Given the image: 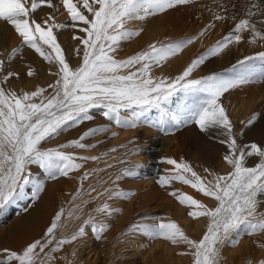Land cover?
<instances>
[{
  "label": "snow or ice",
  "instance_id": "obj_1",
  "mask_svg": "<svg viewBox=\"0 0 264 264\" xmlns=\"http://www.w3.org/2000/svg\"><path fill=\"white\" fill-rule=\"evenodd\" d=\"M186 2L187 0H77L73 3V0H61L71 21L70 26L86 34L73 36V39L82 45V48L78 46L75 49L77 55L82 52L81 63L73 69L65 59L55 34L57 30L69 27V24L56 23L52 15L42 23L31 17L41 5L55 9L56 5L52 0H31L30 7L21 0H0V19L14 28L21 38L20 44L34 49L44 61L54 64L57 68L54 73L56 80L47 86V89L52 90L50 96H45L47 89L39 86L33 91L19 94L14 90L6 91L0 86V209L15 200L24 199L29 195L28 188H31L32 199H36L44 191V181L34 176L31 166H38L46 178L56 180L59 177H67L74 169L81 168L82 165L77 163V160L99 158L77 156L62 149L94 147L95 145L83 141L106 131L105 126L90 127L76 139L55 147H41L42 142L85 121L93 120V109L100 110L106 120L114 121L118 126L136 127L150 109H159L163 121V117L168 116L164 105L171 101L173 96L179 93H201L205 95V99L198 107L188 110L183 116L172 114L171 121L177 125L181 122H192L205 133L211 129H219L225 137L220 143L227 145L223 159L231 166V171L218 175L205 169L206 173L213 176V180H207L195 172L188 162L164 158L173 168L166 169V174L160 176L157 183L163 187L178 181L191 186L205 197L213 198L217 202L215 207H207L179 190L174 189L169 193L182 205L194 209L188 212L189 216L207 217V230L199 241L190 239L172 220L152 225L137 223L132 225L130 230L152 238H161L173 245H187L191 251L181 254H190L193 257L192 264H220L222 258L217 245H224L225 242L234 245L237 242L233 239L234 236L264 232V213L257 211L261 203L258 197L264 194V146L255 142L239 144L227 110L220 102L222 95L230 89L247 83L252 73L234 76L212 73L198 79L191 78L194 69L219 54L229 44L241 41L242 33L251 34L250 42L264 40V27L258 28L253 20L256 15L264 17V6L250 4L247 18L239 19L227 34L194 58L173 79L154 78L151 74L153 67L178 53L195 37L168 43H153L148 45L147 49L125 59H116L114 56L121 41L138 35L137 31L126 28L128 22L163 13ZM213 19L224 20L226 17L214 14ZM260 23L264 26V20ZM202 34L203 32L200 33ZM19 51V46L13 48L6 59L11 61ZM258 56L264 59V53H259ZM251 59L253 57H245L237 61V65L242 66ZM4 65L5 60H0V69H3ZM137 65L139 67H136ZM237 65H233V71ZM130 68H135V71L121 74ZM33 74V70L29 68L27 75ZM14 76H18V73L8 72L3 76L0 85ZM37 98L39 102H34ZM124 112L130 116L125 117ZM256 119V114H253L247 120L246 126L253 125ZM250 157H258V162L251 167L246 164L247 158ZM92 171L99 170H85L79 177L81 185ZM122 174L131 173L125 169ZM119 179L121 175H117L116 180ZM81 191L82 187L77 188L73 200ZM108 191L109 189L104 190ZM131 194L115 189L111 191L109 199ZM94 211L112 215L119 210L111 208L105 202ZM63 212L64 209H60L55 213L40 239L28 243L22 250L3 249L4 258H0V264H53L55 257L52 254L64 245L85 236L86 228L90 227L97 239L107 228L104 223L97 224L95 218L89 214L70 236L57 239L56 231L62 227ZM68 264H71V261ZM259 264H264V260Z\"/></svg>",
  "mask_w": 264,
  "mask_h": 264
},
{
  "label": "bare ground",
  "instance_id": "obj_2",
  "mask_svg": "<svg viewBox=\"0 0 264 264\" xmlns=\"http://www.w3.org/2000/svg\"><path fill=\"white\" fill-rule=\"evenodd\" d=\"M21 2L27 4L29 0H21ZM52 2L56 5L55 9H51L46 5L41 6L40 9L31 14V17L38 23H42L49 15H52L56 23L69 24V27L57 30L55 34L58 43L63 49L65 59L70 67L75 69L81 63L82 52L76 57L75 44L79 43V41L74 40L73 36H84L86 34L80 32L78 28L74 29L70 26L71 21L68 19L67 11L64 9L61 0H52ZM76 2L77 0H73V3ZM84 11L87 14L86 10ZM156 21V18L150 16L144 19H134L126 24V28L136 29L137 31L147 30L148 34H150L149 39L152 40L154 39L153 35L155 32H161L164 28H166V31L172 32L177 27V22L168 23V21H165L157 26L155 31H151L152 25L150 24ZM20 41L21 38L15 32L14 28L7 24V22L0 20V60H5L3 69H0V81H3V76L10 71L18 73V76L10 77L0 86H3L6 91L14 90L18 94L24 91H33L37 86L47 89V86L54 83L57 78L54 75L57 71L56 66L44 61L34 49L22 46ZM12 44L15 45L12 46ZM133 45L134 44L131 42L121 41L114 53L115 58L125 59L133 55ZM18 46L20 47V51L11 61H8L6 59L8 54L13 48ZM44 47L47 49L46 45ZM47 50L50 51V49ZM238 56V53L234 54L233 59H231L228 64L234 61V58ZM24 66L31 68L34 74L28 76ZM136 67H139V65ZM223 67L222 65L216 69H223ZM127 71H135V68L124 70L121 74H127ZM192 78L196 79L195 77ZM51 94V89H47L44 93L45 96H50ZM261 99L262 97L259 95L258 100ZM34 102H39L38 98L35 99ZM169 107L165 109L168 116L163 117V121L161 117L156 128H147L140 125L136 127L120 128L114 125V121L106 120L101 115L100 110L93 109V120L85 121L78 126H74L62 132L60 137L56 138V141L51 143L42 142L41 147L46 149L76 139L83 131L90 127L105 126L107 129L83 141L86 144L95 145L91 149H78L75 147L62 149L65 152H71L77 156L99 157L96 160H77L76 162L80 163L82 167L74 169L67 177H59L58 180L54 181L46 178L43 170L38 166H31V171L34 176L44 181V191H42L36 199H32L30 195L31 188H28V196L24 199L15 200L7 204L6 207L0 209V258H4L3 249L22 250L28 243L40 239L55 213L60 209H64L61 218L62 227L56 231L57 239L70 236L79 225L87 219L89 214L95 218L97 224L104 223L107 225V228L101 233L99 239L93 235L90 227L86 228L85 236L64 245L52 254L55 257L53 264H68L69 261H71V264H133L134 260H126L128 253H124L123 251L126 246L133 247V242H136L134 240L138 238L133 235L134 231L130 230L131 227L129 223L123 227V229L120 228L119 233H112L110 227L113 225L112 218L115 216V212H113L112 215H106L103 213H96L94 209L101 205V200H103L104 203L107 202L111 208L118 209V204L123 197H112L109 199L111 191L120 189L124 192H128V189H131L135 192H141L143 190L141 186H148L151 189L147 194L144 192L143 197L135 198L136 204H142L141 206H144L152 201L154 202V206L151 208V212L149 209L138 210L139 208L135 209V203L132 202L131 212L136 211V217L132 220V225L137 223L142 224L143 222L147 224L149 221L153 220L159 221L160 223L166 220L165 218H170V220L175 221L181 226L185 234L191 239V228L188 226L186 219L187 215H184V212H189L194 209L182 205L169 193L175 189L192 196L201 203H203V199L201 193L181 182L173 181L170 186L163 187L157 183L158 178L166 174V169L173 168L172 165L165 162L164 158H172L178 162L184 160L188 162L193 170L202 178H205V169L214 167L220 159H222V162L226 163L223 157L227 150H222L218 144L213 143H211L212 147H210L209 144H204L207 150H203V147L200 148L196 146L194 142H191L192 144L189 142V144L175 142V136L173 133H170L171 128L168 131L167 122L168 120L170 122V113H172L176 107ZM177 109L178 108H176V110ZM123 115L129 117L127 113H123ZM232 125L234 133L237 134L238 129L236 127V122H232ZM181 127H184L183 134L186 136L188 130H190V124L185 125L183 122ZM115 132H118L117 134L120 137H114L113 133ZM217 135H221L219 129ZM238 140L237 136V142ZM121 145H123V147H121ZM193 148L197 149V151H192ZM112 149H115V151H112ZM196 154H200L201 156L205 154V161L200 165L197 163L198 158H193V155ZM257 162L258 157H250L246 160L247 166L250 167L254 166ZM93 169H98L99 171H92L88 179L83 181L81 185L79 177L85 170ZM125 169L128 170L131 175H123L122 170ZM117 175H121V179L116 180ZM132 176L136 178V182L129 181V178ZM113 181H115V183H113ZM107 184H109L107 187V189H109L108 194L97 195V189ZM81 187L82 191L80 195L73 200V194L76 192L77 188ZM93 188L95 191H92ZM93 197H95V199H93ZM145 197L147 199L143 201ZM206 200L207 198L204 197V201ZM84 201H88V203H83ZM69 213H72V215H69ZM152 213H155V215L150 216ZM201 217H193V219L196 218L197 225L196 237H194L196 241H199L204 234V231L201 230H205V222H202ZM139 219L141 220L139 221ZM179 221L182 222L179 223ZM252 242L258 246L264 244V241L257 242L252 240ZM134 244H137V242ZM162 244L164 243L161 242L160 244H156L155 248H151L149 251L148 256H150L154 262L158 254H156V251H159L157 247ZM238 245H240L238 248L244 247L248 249L251 243H248V239L244 238ZM174 246L178 247L180 245ZM182 246L183 245H181V247ZM158 248H161V246ZM164 249L167 250L166 253L170 254L171 249L167 248V246L166 248L164 247ZM137 250L136 248L134 253H137ZM236 250L237 248L235 247H229L223 250V254L229 259V262L225 264L235 263L234 257L236 255ZM226 258L220 261L225 262L227 261ZM182 261L183 264H185L184 262L186 261Z\"/></svg>",
  "mask_w": 264,
  "mask_h": 264
},
{
  "label": "rangeland",
  "instance_id": "obj_3",
  "mask_svg": "<svg viewBox=\"0 0 264 264\" xmlns=\"http://www.w3.org/2000/svg\"><path fill=\"white\" fill-rule=\"evenodd\" d=\"M253 3L264 6V0H187L185 4L176 5L175 7L168 9L163 13L149 15L150 17L157 19L156 22L150 24L152 25L151 31H155L156 27L165 21H168V23L177 22V27L175 30L170 32L166 31V28H164L161 32H155L153 35L154 39L151 40L149 39L150 34H148L147 30L137 31L136 29H130L137 31L138 35L132 36L131 39L126 40V42H131L134 44L133 54H135L136 52L147 49L148 45L153 43H168L170 41H179L184 38L195 37L191 43L186 44L178 53L169 56L158 66L153 67L151 74L154 78L166 77L173 79L175 76L180 74L194 58L205 52L211 45L215 44L225 34H227L239 19L247 18L248 6ZM30 4L31 0H29L27 5L30 7ZM253 11H255V9H253ZM214 14L225 16L226 19L215 20L213 19ZM253 20L257 23L258 28L264 27L260 23L262 20H264V17L256 15L253 17ZM201 32H203L202 35H200ZM241 35L243 37L241 41L229 44L219 54L209 58L203 65L194 69L193 73L191 74V78L195 77L198 79L212 73H227L228 75L234 76L237 74L251 72L252 75L249 77L247 83L230 89L227 93L222 95L220 102L226 108L230 120L232 122H236V127L238 129L237 136L239 139L238 143L241 145H247L255 142L258 145L264 146V75H262L264 74V59H261L258 56L259 53H264V40L258 39L256 42H250V33L244 32ZM14 45L15 44H12V46ZM75 45L76 48L78 46L81 47L80 43H76ZM236 53H238L239 56L234 58V61L228 64V62L233 59V55ZM76 57H78L77 54ZM245 57H253V59L246 61L242 66L237 65V61L243 60ZM222 65L224 66L223 69H216ZM233 65H237L234 71L232 70ZM24 68L26 69L25 72L27 73L29 67L24 66ZM259 95L262 97L261 100H258ZM204 99L205 95L201 93H192L188 95L179 93L173 96L171 101L164 105V108L166 109L169 106H175L178 109L176 110L175 108L173 111L174 113L172 112L170 114L172 115L179 112L176 115L183 116V114L185 115L188 110L198 107ZM127 114L130 116L129 113ZM253 114H256L257 119L254 121L253 125L246 126L247 120ZM161 117L162 113L159 109H150L148 113L141 118L137 125L147 128H156L161 120ZM167 123L169 126H167L168 131L171 128L172 132L170 131V133H173L175 136V142L177 143L183 142L186 144L188 142H194L196 146H199L200 148L203 147V150H207L204 147V144H209L210 147H212L211 143H213L218 144L222 150H227V145L220 143V140L224 139L225 137L222 134L217 135L218 129H211L209 132L205 133L200 131L194 123L187 122L188 124H184H190V130H188L187 135L184 136V127H181L183 122L177 125L171 121L170 117V122L168 120ZM114 125L116 124L114 123ZM116 126L122 128L121 126ZM117 133L118 132L114 133V137L116 138L120 137ZM60 135L61 134L43 143H51L56 141V138H59ZM91 148L93 147L87 149ZM192 151H197V149L193 148ZM204 157L205 154L203 156L200 154L193 155V158H198L197 163L199 165L205 161ZM208 169L215 174L225 175L231 171V166L222 162V159H220L214 167H210ZM132 177L129 178V181L136 182V178ZM205 178L207 180H213V176L209 175V173L205 174ZM58 179L59 178L56 180ZM108 185L109 184L98 188L96 193L103 192L104 195H107L108 192H104V190L107 189ZM141 188H143L141 192H135L131 189H128V192L132 194L121 199L120 203L118 204L119 211H116L115 216L112 218L113 225L110 227L112 233H119L120 228L123 229V227H125L128 223L130 227L132 226V220L136 217V211L131 212L132 202L135 203V209H149L150 212L152 211L151 208L154 206V202L152 201L148 202L144 206H141L142 204H136L135 198L143 197V193L146 192L147 194L151 189L148 186H141ZM201 196L204 205L207 207H215L217 202L213 198L206 197L207 200L204 201L205 196L203 194H201ZM146 199L147 198L145 197L143 201ZM258 199L261 201V203H259L257 211L259 213H264V194L260 195ZM103 203V200H101V205ZM154 215L155 213H152L150 216ZM184 215H187L186 219L188 226L191 228V239L194 240V237H196L197 228L196 218L193 219V217L189 216L187 211L184 212ZM165 219L166 220L163 221L165 223L170 220V218ZM201 219L202 222H205V230L201 231L205 232L207 230L208 218L202 216ZM140 220L141 219H139V221ZM180 222L182 221H179V223ZM158 223L159 221L153 220L149 221L147 224L152 225ZM142 224H144V222ZM133 235L138 237L134 240L137 242V244H134L136 242H133V247L126 246L123 250L124 253H128L126 260H134L133 264H183L182 260L186 261L184 262L185 264H191L193 261V257L190 254L184 256L181 254V252L185 253L191 251L186 245H183L182 247L181 245L175 247L172 243L166 240L161 238H152L138 231H134ZM244 238H247L248 243H251V246L248 249L244 247L238 248V246H240L238 244H240L241 240ZM233 239L237 241L234 245L228 242H225L224 245H217L222 259L227 257L225 254H223L224 249L235 247L237 248L235 251L236 255L234 257L236 264H259L261 260H264V244L258 246L252 242V240L257 242L264 241V232H255L251 235L240 234L239 236H234ZM161 242L164 244L158 245V247L161 246V248L157 247V250L159 251H156V254H158L155 257L156 261L154 262L153 259L148 256L149 251L151 248H155L156 244H160ZM166 246L167 248L171 249L170 254L166 253L167 250L164 249ZM136 248L138 249L137 253H134ZM226 260L227 261L225 262H221V260L220 264L228 263L229 259L226 258ZM235 263L232 262V264Z\"/></svg>",
  "mask_w": 264,
  "mask_h": 264
}]
</instances>
